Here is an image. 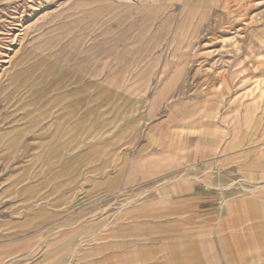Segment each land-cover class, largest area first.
Instances as JSON below:
<instances>
[{"label":"crops","instance_id":"0c3cea01","mask_svg":"<svg viewBox=\"0 0 264 264\" xmlns=\"http://www.w3.org/2000/svg\"><path fill=\"white\" fill-rule=\"evenodd\" d=\"M183 1L64 0L54 9L49 48L67 70L105 74L110 86L130 85L132 98L166 99L158 108L170 100L168 112L183 116L149 125L142 145L151 150L135 157L105 211L0 240V264H264V114L253 116L246 79H228L226 92L201 81L188 94L183 65L202 57L204 23Z\"/></svg>","mask_w":264,"mask_h":264},{"label":"rangeland","instance_id":"374dc122","mask_svg":"<svg viewBox=\"0 0 264 264\" xmlns=\"http://www.w3.org/2000/svg\"><path fill=\"white\" fill-rule=\"evenodd\" d=\"M183 2L199 9L204 23L196 49L202 57L183 65L188 94L201 81L223 90L228 79H246L261 122L264 0ZM62 3L0 0V240L105 211L126 186L135 157L151 150L142 145L149 125L165 128L183 116L181 109L168 112L170 100L158 108L164 98H151L157 112L148 115L151 100L132 98L130 85L67 70L48 39ZM234 96L239 102L244 95Z\"/></svg>","mask_w":264,"mask_h":264}]
</instances>
